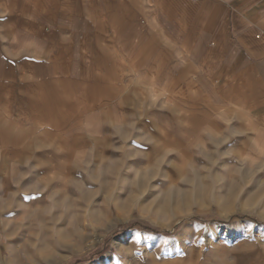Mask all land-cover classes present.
I'll return each instance as SVG.
<instances>
[{"label": "rangeland", "instance_id": "1", "mask_svg": "<svg viewBox=\"0 0 264 264\" xmlns=\"http://www.w3.org/2000/svg\"><path fill=\"white\" fill-rule=\"evenodd\" d=\"M99 1L0 6L92 18ZM137 75L116 101L87 97L83 125H55L37 166L0 175V264H264V125L176 105Z\"/></svg>", "mask_w": 264, "mask_h": 264}, {"label": "crops", "instance_id": "2", "mask_svg": "<svg viewBox=\"0 0 264 264\" xmlns=\"http://www.w3.org/2000/svg\"><path fill=\"white\" fill-rule=\"evenodd\" d=\"M116 1L92 18L0 6V175L37 166L55 125L84 124L91 94L133 93L135 71L176 105L264 125V0H149L141 20Z\"/></svg>", "mask_w": 264, "mask_h": 264}]
</instances>
